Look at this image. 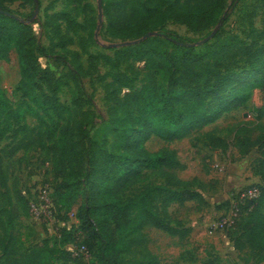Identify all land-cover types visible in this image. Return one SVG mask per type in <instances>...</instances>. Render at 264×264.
Instances as JSON below:
<instances>
[{
    "label": "trees",
    "instance_id": "obj_1",
    "mask_svg": "<svg viewBox=\"0 0 264 264\" xmlns=\"http://www.w3.org/2000/svg\"><path fill=\"white\" fill-rule=\"evenodd\" d=\"M14 1L18 0H0V61L7 59L11 49L15 50L24 77V99L13 106L0 88V142L9 133L12 141L4 157L33 145L46 149L52 172L59 179L51 185L53 200L72 210L80 187L85 200L75 208L77 227L61 228L59 243L44 239L19 253L14 229L17 218L28 211L29 200L18 191L12 194L0 169V263L67 264L72 257L66 245L83 244L94 264H125V257L136 253L139 264H159L156 255L145 247L143 253L138 250L145 243L144 229L181 233L172 225L168 207L171 203L204 201L202 183L196 178L177 176L176 170L184 166L175 150L164 147L149 151L144 144L150 136L168 143L187 138L212 123L207 114L213 112V105L223 102L219 96L223 91L229 101L226 109L238 104L232 99L239 90L257 87L264 94V44L232 36L193 46V40L165 30L164 24L173 21L193 32H203L227 21L238 0H231L229 5L226 0H186L183 5L178 0H146L140 8H136L134 0H117L104 12L110 37L125 41L147 32L156 34L133 45L107 47L111 54L89 53L88 64L83 66V48H66L73 39L64 37L69 31L77 33L85 27L69 13L52 14L57 38L53 46L68 52L73 63L65 55H55L67 67L66 72L56 76L47 68L37 67L36 56H51L53 50L36 44L31 27L24 21L17 23L6 6ZM30 2L37 4L35 0ZM56 19L65 23L64 33ZM99 60L113 70L121 66L128 70V74L113 71L105 76L111 77L104 87L113 105L103 133L95 129V116L89 107L92 98L81 84ZM134 62H142L144 70L138 87L133 86L137 77ZM67 85L73 87L70 105L58 99L60 88ZM109 86H114L111 92ZM117 86L127 91L119 96ZM26 116L36 118V128L28 126ZM262 117L264 106L257 109V118ZM258 127L263 132L256 140L247 141L260 148L251 168L262 183L257 184L260 195L246 204L245 212L230 229L241 228L245 243L264 258V127ZM107 135L112 137L109 147L105 145ZM204 143L210 148L229 147L227 141L213 133L204 134ZM228 205L226 200L223 206Z\"/></svg>",
    "mask_w": 264,
    "mask_h": 264
},
{
    "label": "rangeland",
    "instance_id": "obj_2",
    "mask_svg": "<svg viewBox=\"0 0 264 264\" xmlns=\"http://www.w3.org/2000/svg\"><path fill=\"white\" fill-rule=\"evenodd\" d=\"M36 1L39 11L35 15L36 5L30 0H18L6 3V6L14 13L17 23L24 21L31 27L36 44L52 48L51 56L39 54L36 56V65L39 69L47 68L56 76L66 72L67 67L61 60L55 59V55H65L73 64L68 52L53 46L57 38L52 29L53 23L50 16L55 13H69L76 22L85 27L77 33L69 31L64 37L65 40L68 37L73 39V43L66 48L78 51L83 48L80 58L83 66L88 64L89 53L111 54L112 51L108 50L106 45L111 42H121L108 35L106 31L108 21L104 14L105 8L117 0ZM185 1L178 0L181 5ZM99 2L102 10L101 20L98 14ZM145 2L146 0H134L136 8H140ZM230 2L231 0H226V5ZM56 22L60 32L64 33L65 23L58 19ZM164 27L168 33L176 34L185 40H193L191 45L203 39L216 27V37L214 36L208 42L236 36L246 42L257 40L259 45L264 44V0H238L236 6L230 11L227 21L200 33L193 32L186 25L173 21H167ZM132 66L137 72L133 86L138 87L142 84L144 77L143 64L134 62ZM113 71H124L128 74L124 66L113 70L99 60L96 69L92 70L89 76L82 78L81 82L84 90L92 98L90 111L95 116V129L101 133L108 127V110L113 105V102L108 100L104 87V84L111 82V77L105 76ZM157 78L163 82L160 76ZM23 80L18 56L15 50L11 49L7 59L0 61V88L13 106L24 99L21 95ZM72 89V85L60 88L58 99L61 103L71 104L74 96ZM113 89L114 86L108 87L109 92ZM115 91L117 95L122 96L127 90L117 86ZM219 96L223 102L213 105V112L207 114V118L213 119L212 123L196 131L192 136L170 143L150 136L144 144L149 151L164 147L175 150L184 166L183 169L176 170L177 176L185 180L196 178L202 183L200 192L204 201H186L180 205L171 203L168 207L171 223L181 233L173 235L153 227L144 229L145 243L138 250L143 253V247H145L156 255L159 264H264V258L245 243L241 228L214 230L213 227L218 218L225 213L226 207L223 203L231 192L250 185L262 184L259 176L253 175L251 171L260 155V148L258 144L250 145L247 138L251 141L256 140L263 132V129L258 126L264 127V117L257 118V109L264 106V94L257 87L239 90L232 99V102L237 101L238 104L230 109L225 108L229 101H226L224 91ZM218 98L217 96L219 102ZM25 122L29 127L36 128L38 125L34 116H26ZM205 133H213L221 137L227 141L229 147L227 149L210 148L204 143ZM105 145L107 147L112 145L111 135L106 136ZM11 146V133H9L0 142V155L3 158L0 169L6 175L12 194L18 191L25 198L31 199L40 187L48 185L51 188V185L59 182L49 164L50 152L33 145L26 150H19L13 156L4 157ZM78 190L79 193L72 203V210H68L64 204L60 206L55 199L53 200L54 223L52 224L33 218L28 211L17 218L14 235L17 240L15 248L19 253H23L27 246L44 239H48L51 243H59L62 239L59 235L61 228L77 227L73 212L75 213V208L85 200L82 187ZM53 197L51 193V198ZM70 259L67 264H94L89 259ZM138 260H140L138 253L129 254L125 257L124 263L139 264Z\"/></svg>",
    "mask_w": 264,
    "mask_h": 264
},
{
    "label": "built area",
    "instance_id": "obj_3",
    "mask_svg": "<svg viewBox=\"0 0 264 264\" xmlns=\"http://www.w3.org/2000/svg\"><path fill=\"white\" fill-rule=\"evenodd\" d=\"M52 189L46 185L40 187L37 190L35 196L28 199V212L29 214L46 224L54 223L53 216V199L51 198ZM260 195V189L257 185H250L246 188L236 190L231 192L227 198L229 205L226 211L221 215L218 220L213 224L214 230H228L234 226V224L239 220L240 216L245 212L244 207L248 202L256 200ZM250 209V208H248ZM73 215L75 213L73 212ZM76 219V218H75ZM77 223V219H76ZM71 257L89 259V252L87 248L81 245L70 244L68 249Z\"/></svg>",
    "mask_w": 264,
    "mask_h": 264
},
{
    "label": "water",
    "instance_id": "obj_4",
    "mask_svg": "<svg viewBox=\"0 0 264 264\" xmlns=\"http://www.w3.org/2000/svg\"><path fill=\"white\" fill-rule=\"evenodd\" d=\"M38 11H39V5L36 4L34 15ZM98 14H99V20H101L102 19V10H101V3L100 2L98 3ZM155 34H156V32H147L142 37H140L138 39L131 40V41L111 42V43H108L106 45V47H109V48H121V47H124V46L133 45V44H136V43H140L141 41L145 40L147 37H150V36L155 35ZM215 34H216V29H213L207 36H205L201 40L196 41L192 45H196V46L197 45H202V44L208 42L210 39H212L215 36Z\"/></svg>",
    "mask_w": 264,
    "mask_h": 264
},
{
    "label": "crops",
    "instance_id": "obj_5",
    "mask_svg": "<svg viewBox=\"0 0 264 264\" xmlns=\"http://www.w3.org/2000/svg\"><path fill=\"white\" fill-rule=\"evenodd\" d=\"M70 248V244L66 246V250H68Z\"/></svg>",
    "mask_w": 264,
    "mask_h": 264
}]
</instances>
